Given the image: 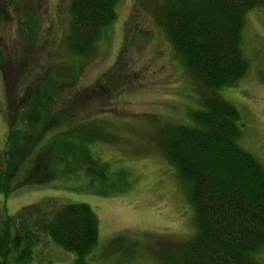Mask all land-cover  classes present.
<instances>
[{"label":"rangeland","instance_id":"374dc122","mask_svg":"<svg viewBox=\"0 0 264 264\" xmlns=\"http://www.w3.org/2000/svg\"><path fill=\"white\" fill-rule=\"evenodd\" d=\"M69 2L0 0V167L10 161L6 133L10 126L23 127L22 103L37 94L47 115L33 156L48 151L55 132L81 125L107 176L90 178L82 168L62 174L59 164L50 167V181L25 182L26 175L52 164L50 152L41 164L7 172L13 190L0 189V212L14 215L38 203L51 214L61 202L85 201L98 221L85 264H180V251L196 229L195 210L190 185L161 147L167 127L190 123L207 91L163 34L158 12L164 0H118L114 21L83 56L66 48ZM243 21L240 50L247 68L218 93L238 108L237 144L264 166V4L246 10ZM39 234L23 264H74L75 251ZM259 249L253 258L264 262V246Z\"/></svg>","mask_w":264,"mask_h":264},{"label":"trees","instance_id":"16d2710c","mask_svg":"<svg viewBox=\"0 0 264 264\" xmlns=\"http://www.w3.org/2000/svg\"><path fill=\"white\" fill-rule=\"evenodd\" d=\"M117 2L70 0V22L64 37L67 51L90 55L104 27L114 21ZM162 4L158 15L164 36L181 65L207 91L201 97V107L191 110L190 123L167 127L161 147L179 178L190 185L189 198L195 210L196 229L180 251L179 263L264 264L253 258L264 246V166L237 144L238 108L218 93L221 86L235 83L247 68L240 50V29L246 10L263 5L264 0H164ZM43 101L35 94L23 102V127L10 126L6 133L10 161L5 170L0 167V189L6 194L13 190L7 172L12 174L19 165L38 160L41 164L50 152L52 164H43L47 166L44 173L26 175L25 182L50 181L55 172L52 168L59 164L62 174L82 168L90 178L107 176L106 163L89 152L81 125L55 132L48 151L38 150L33 156L32 150L43 136L38 127L47 115ZM38 205L21 206L14 215L0 212V264H8L11 258L18 264L27 263L40 231L75 251L74 264H85L84 254H89L97 241L94 210L85 201L61 202L51 214Z\"/></svg>","mask_w":264,"mask_h":264}]
</instances>
